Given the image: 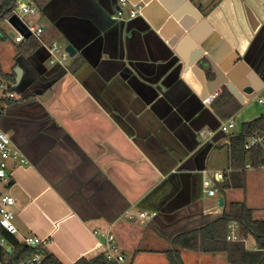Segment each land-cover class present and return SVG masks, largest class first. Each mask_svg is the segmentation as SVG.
Segmentation results:
<instances>
[{"label":"crops","instance_id":"obj_1","mask_svg":"<svg viewBox=\"0 0 264 264\" xmlns=\"http://www.w3.org/2000/svg\"><path fill=\"white\" fill-rule=\"evenodd\" d=\"M24 19L43 25L44 42L79 49L51 63L40 41L23 53L34 37L17 42L1 25L0 69L15 74L17 97L0 124L29 161L10 169L17 237L39 236L63 264L103 252L97 228L114 232L123 264H172L175 248L184 264H231L227 252L173 239L231 202L264 219V168H231L228 119L204 102L226 88L244 122L264 114L248 107L264 100V0H49ZM219 170L224 179L209 195L203 181ZM141 210L157 215L129 217ZM244 241L256 249L253 237Z\"/></svg>","mask_w":264,"mask_h":264},{"label":"trees","instance_id":"obj_2","mask_svg":"<svg viewBox=\"0 0 264 264\" xmlns=\"http://www.w3.org/2000/svg\"><path fill=\"white\" fill-rule=\"evenodd\" d=\"M29 1L39 9H42L49 0ZM16 8L17 0H0L1 33L4 34L1 28L3 21L14 15ZM30 39H32V41L27 46L26 44L22 45L26 46L23 53H25L26 50H33L39 46L37 39ZM28 46L30 48H28ZM85 61L83 56H79L75 59L74 67L76 69L79 68ZM0 77L6 79L10 83V89L14 90L12 87L15 78L14 73L7 74L0 69ZM14 100L15 99H5L3 102L11 104ZM210 105L213 111L223 120L234 116L242 106L226 88H222L218 92ZM256 133L264 134V114L252 120L245 121L239 133H232L230 135V140L227 145L231 154V168H245L248 163H250L251 166L259 168L264 164V144H257L250 150L244 147L247 136ZM220 186L229 187L227 183H221ZM241 186H243V184H241ZM232 221H237L240 237L237 241L228 239L229 224ZM248 237H253L255 239L256 249H249L246 247L244 240ZM8 240L13 246V249L11 251L7 249L2 250L1 258L3 260L10 259L13 263H16L37 252H41L44 255L42 264H63L44 244L37 247L27 246L22 243L16 235H8ZM173 241L179 248H188L202 252H227L231 264H264V219H256L254 217V209L249 207L244 201L229 203L226 205L222 215L198 228L189 229L177 234ZM167 255L172 264H184L178 248L167 251ZM73 264L119 263L109 260L105 253L102 252L93 258L88 259L82 257Z\"/></svg>","mask_w":264,"mask_h":264},{"label":"built area","instance_id":"obj_3","mask_svg":"<svg viewBox=\"0 0 264 264\" xmlns=\"http://www.w3.org/2000/svg\"><path fill=\"white\" fill-rule=\"evenodd\" d=\"M128 0H120L121 4H126ZM143 8V5H136L130 12V17L137 16ZM18 9L22 11L23 16H19ZM39 8L34 4H21L20 7L15 9V14H17L21 20L20 30L15 28L14 39L17 42L24 41L29 36L34 37L40 41L47 49L50 54L51 63L62 62L67 59L68 53L62 52L61 45L54 41L46 43L43 40L44 27L39 22H34L33 20L24 19V16L27 14H36ZM123 14L122 9L120 8L117 11V15L121 16ZM8 20V19H7ZM3 33L0 31V41L3 38ZM62 52L61 55L59 53ZM218 93H215L204 99V102L210 104L212 100L216 97ZM17 93L15 90L10 89V83L0 77V119L2 114L5 112L6 107L9 105L6 102H3L5 99H15ZM235 119L231 117L226 121L221 122V129L225 132H228L230 128L234 127ZM213 131H204L201 130V134L206 137L211 135ZM229 140L227 141V143ZM257 144H264V134H251L247 136L244 147L247 150L252 149ZM28 159L23 155L21 150L14 144L11 136L1 127L0 124V264H42L44 260V255L41 252H37L26 259H23L19 262L13 263L11 260H3L1 258V252L3 249L8 247L13 249V246L8 240V235H18L19 229L16 225V198L10 192H8L9 187L12 184V175L10 169L13 164H28ZM248 167H251L249 164ZM264 168V164L261 166ZM224 179V172L219 170L214 174V179L205 178L203 185L205 190L209 195H215L217 189L215 186V181H222ZM157 215L156 211H147L141 210L137 213H130L129 217L131 219L139 218L142 220H150ZM237 221H232L229 224V234L228 239L235 240L237 239ZM95 233L102 237L100 242L101 248L109 260L116 261L119 264H123L126 260L124 253L120 245L116 241V236L111 230H103L101 228L95 229ZM20 241L27 246L37 247L43 244V240L36 235H24L19 237ZM10 250V251H11Z\"/></svg>","mask_w":264,"mask_h":264},{"label":"rangeland","instance_id":"obj_4","mask_svg":"<svg viewBox=\"0 0 264 264\" xmlns=\"http://www.w3.org/2000/svg\"><path fill=\"white\" fill-rule=\"evenodd\" d=\"M2 26H3V28H5L7 30L10 29V30L14 31V29H15L10 23H8L6 21H3ZM60 45H61L62 52H64L65 50L63 48V45L62 44H60ZM62 52H60L59 55H61ZM259 96H261L264 99V93H260ZM262 106H264V100H263V103L260 104L258 102V97H256V99H253L248 105L249 108H254V109H255V107H262ZM244 118H245V112L243 113V110H240V112L236 113V117H234V119H235L234 127L230 128L227 133L231 134V133L239 132V130L242 128V122H244L243 121ZM218 196H219V194L216 195L215 197H212V198L214 199V198H217Z\"/></svg>","mask_w":264,"mask_h":264},{"label":"water","instance_id":"obj_5","mask_svg":"<svg viewBox=\"0 0 264 264\" xmlns=\"http://www.w3.org/2000/svg\"><path fill=\"white\" fill-rule=\"evenodd\" d=\"M8 21H9V23L14 27V28H16L17 30H20L21 31V28H20V23H21V20H20V18H19V16L17 15V14H14V15H12L11 17H9L8 18ZM14 34H15V32L14 31H12L11 33H10V35L11 36H14ZM29 36V34H26V37H28ZM78 49H79V47L75 44V43H73V42H70L68 45H66V47H65V52H67L68 53V55L70 56V57H73V56H75L76 55V53H77V51H78ZM79 56H83L84 58H85V56L82 54V53H80L79 54ZM78 56V57H79ZM85 60H86V58H85ZM120 70V69H119ZM117 72H119V71H117ZM118 74V73H117ZM247 90H251V88L249 87V89H247ZM5 114V113H4ZM4 114H3V116H4ZM17 146V145H16ZM19 148V147H18ZM220 202H221V200H220Z\"/></svg>","mask_w":264,"mask_h":264}]
</instances>
